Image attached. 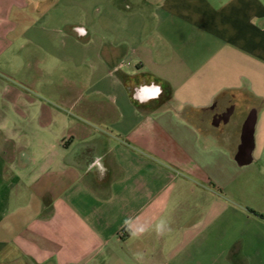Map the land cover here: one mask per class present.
<instances>
[{
  "label": "crops",
  "instance_id": "1",
  "mask_svg": "<svg viewBox=\"0 0 264 264\" xmlns=\"http://www.w3.org/2000/svg\"><path fill=\"white\" fill-rule=\"evenodd\" d=\"M0 264H264V0H0Z\"/></svg>",
  "mask_w": 264,
  "mask_h": 264
},
{
  "label": "clouds",
  "instance_id": "2",
  "mask_svg": "<svg viewBox=\"0 0 264 264\" xmlns=\"http://www.w3.org/2000/svg\"><path fill=\"white\" fill-rule=\"evenodd\" d=\"M161 93H162V88L158 85H153L151 87L143 86L140 89V92L137 93V96H138L140 102L143 103V102H147L149 99L158 98ZM134 98H136V97L134 96ZM97 163L99 164V161H97ZM101 171L102 172L104 171L102 166H101ZM128 223H129V221L125 220V225H128ZM165 224H166V222L164 220H160L156 225V231L160 232L164 228ZM144 231H145V228L143 226H141L140 228L136 229L135 231H132L131 236L133 238H135L138 236V234L143 233Z\"/></svg>",
  "mask_w": 264,
  "mask_h": 264
},
{
  "label": "rangeland",
  "instance_id": "3",
  "mask_svg": "<svg viewBox=\"0 0 264 264\" xmlns=\"http://www.w3.org/2000/svg\"><path fill=\"white\" fill-rule=\"evenodd\" d=\"M79 21H81V20H79ZM79 23H82L83 25H85V21H81V22H79Z\"/></svg>",
  "mask_w": 264,
  "mask_h": 264
}]
</instances>
